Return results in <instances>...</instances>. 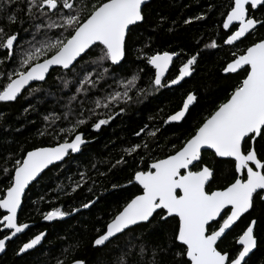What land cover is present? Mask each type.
I'll use <instances>...</instances> for the list:
<instances>
[{
  "label": "snow or ice",
  "instance_id": "1",
  "mask_svg": "<svg viewBox=\"0 0 264 264\" xmlns=\"http://www.w3.org/2000/svg\"><path fill=\"white\" fill-rule=\"evenodd\" d=\"M145 5L146 0H0V103L16 102L22 96L29 101L41 93L59 106L42 116L36 131L54 146L33 145L31 150L21 147L19 154H0V253L29 228L18 218L26 190L49 166L64 163L89 143L82 128L100 131L126 111L124 106L180 85L196 71L199 51L186 56L178 74L168 79L170 65L181 52L153 49L149 35L147 40L132 41L140 45L137 60L153 70L148 85L140 83L144 68L119 73L134 29L146 20ZM224 9L219 22L223 35L204 47L234 49L221 72L225 79L233 74L236 79L224 87L221 102L206 116L198 121L193 117L189 132L160 143L165 125H181L191 114L198 103L195 91L187 92L179 109L159 124H144L135 131L137 142L123 147L119 159L110 162L109 172L127 166L131 159L134 167L126 185L112 188L135 190L118 203L90 241L94 249L106 250L102 264H165V255L171 264H264L256 232L264 222V0H228ZM207 15L189 17L184 24L205 20ZM165 21L160 17L157 28ZM54 70H59L55 78L59 83L45 88ZM32 110L29 102L24 112ZM6 120L7 114L0 111V121ZM208 150L230 164V178L215 189L217 169L204 159ZM92 168L99 171L95 164ZM77 175L78 180L69 177L68 185L61 182L46 195L58 199L84 188L91 177L87 171ZM99 199H89L71 212L53 206L41 212L42 219H62L93 207ZM44 200L41 195L39 201ZM253 212L258 214L252 217ZM246 215L249 222L229 250L225 241ZM165 228L171 232L166 245L149 238L156 229ZM46 237L45 231L31 236L16 255L42 248ZM79 248L80 241L67 242L51 260L88 264L76 255Z\"/></svg>",
  "mask_w": 264,
  "mask_h": 264
},
{
  "label": "trees",
  "instance_id": "2",
  "mask_svg": "<svg viewBox=\"0 0 264 264\" xmlns=\"http://www.w3.org/2000/svg\"><path fill=\"white\" fill-rule=\"evenodd\" d=\"M227 3L228 0H152L144 8L146 20L134 29L127 59L118 70L119 73L123 75L125 72L130 73L137 68H144L140 83L143 86L148 85L153 70L137 60V48L140 45L133 44L132 41L147 40L149 35L153 37V49L181 52V56L175 60L167 76L168 79L178 74L186 56L199 51L201 55L196 71L180 85L161 89L140 103L122 105L126 107V111L108 125L102 126L100 131H95L90 126L82 128L81 131L89 141L82 152L52 167L26 193L19 221L32 226L25 234L7 245L5 254L0 256V264H54L51 258L58 256L61 249L67 246V242L77 240L80 241V248L76 255L86 259L88 264H102L107 259L106 250L94 249L90 241L97 235L96 229L102 228L108 221L110 213L115 210L118 203H122L126 195L135 190L131 186L123 190L112 188L113 184L126 185L134 167L131 159L127 166H117L109 172L110 162L114 163L119 159L123 147L137 142V138L133 135L135 131L144 124H159L162 118L179 109L187 92L195 91L198 93V103L192 108L191 114L181 125H165L160 133V143L166 144L168 140H175L176 137L189 132L195 122L193 117L198 121L206 116L215 104L221 102L225 95L224 87L236 79L235 75L225 79L221 72L222 65L229 58L230 51L234 49H230L227 45H222L218 49L204 47L212 39H219V36L223 35L219 23L222 19L220 13L225 10L224 6ZM210 5H215V8H210ZM201 13L208 14L205 20H193L191 24H184L185 19ZM256 14L261 16V13ZM162 16L166 17V21L162 27L157 28ZM154 28L156 31H153ZM59 74V70L52 71L44 87L58 84L59 81L55 78ZM53 91L55 92L56 89L53 88ZM27 95L25 92L24 96ZM29 102L34 105V110L25 113L24 108ZM58 107L53 97L45 98L41 93H37L36 98H30L29 101L22 96L14 103H0V111L7 114L6 122L0 121V154L8 155L14 152L19 154L21 147L31 150L33 145L54 146V141L40 138L36 135V131L42 126V116ZM150 117H155V120H150ZM157 154L162 155L159 151ZM204 159L217 169L216 182L212 184V188L222 186L231 176L230 164L226 160L213 157L211 152H205ZM93 164L97 165L99 171L92 168ZM81 171H87L91 177L84 188L67 196L61 195L58 199L46 195L61 182L68 185L69 177L78 180L77 174ZM99 172L106 174L99 175ZM89 187L93 189L92 192L88 191ZM41 195H45V200L42 202L39 201ZM97 196L100 197L99 201L89 209L81 208L79 212H72L69 216L51 222L42 219L41 212L49 211L53 206L71 212L72 209L80 208L81 204L89 199H96ZM260 206L258 201L257 208L259 209ZM257 214L253 212L252 217ZM249 219L247 215L243 217L237 224L234 234L225 241L229 250L235 243V235L241 232ZM41 231L47 232L42 248L39 247L23 256L16 255L23 241ZM256 232L262 241L261 250L264 251V222L257 227ZM2 235L0 233V236ZM170 235L168 228L156 229L149 238L166 245L167 236ZM164 259L165 264H171L170 256L165 255Z\"/></svg>",
  "mask_w": 264,
  "mask_h": 264
},
{
  "label": "water",
  "instance_id": "3",
  "mask_svg": "<svg viewBox=\"0 0 264 264\" xmlns=\"http://www.w3.org/2000/svg\"><path fill=\"white\" fill-rule=\"evenodd\" d=\"M152 0H146V5L145 6H143L144 8L151 2ZM178 57H176V58H174V60H173V63H172V65H170V68H169V72H170V70L172 69V67H173V64H174V62H175V60L177 59ZM52 72V71H51ZM169 72L166 74V77L168 76V74H169ZM234 75V74H233ZM186 79V78H185ZM183 82V81H182ZM181 82V83H182ZM35 84H33V86H34ZM8 103H14V102H8ZM84 147V146H83ZM83 147H82V149H83ZM82 152V151H81ZM206 152H211V150H208V151H206ZM80 154V153H79ZM76 155H78V154H73V156H76ZM218 159H220V160H225L224 158H218ZM59 164H62V163H59L58 162V165ZM54 166H56V165H54ZM54 166H49V168L48 169H46L45 170V172L44 173H46L48 170H50L52 167H54ZM43 173V174H44ZM43 174H42V176H43ZM36 183V182H35ZM34 183V184H35ZM32 186V185H31ZM30 186V187H31ZM30 189V188H29ZM28 189V190H29ZM28 190H26V193L28 192ZM26 196V195H25ZM25 198V197H24ZM23 202H24V200H23ZM23 205V204H22ZM22 209V208H21ZM1 211H3V210H1ZM20 212H21V210H19V212H18V218H19V214H20ZM243 218V217H242ZM241 218V219H242ZM239 223V222H238ZM32 226V224H29V228ZM28 228V229H29ZM28 229H26L25 230V232L24 233H22V234H18V236L17 237H15V238H13V240H11V241H9V242H7V245L10 243V242H13V241H15V240H17L20 236H22L23 234H25L27 231H28ZM44 243V241H42V244ZM38 248H39V246H38ZM6 249H7V247H6ZM34 251V250H33ZM5 252H6V250L3 252V253H0V256H2V255H4L5 254ZM32 252V251H31Z\"/></svg>",
  "mask_w": 264,
  "mask_h": 264
}]
</instances>
